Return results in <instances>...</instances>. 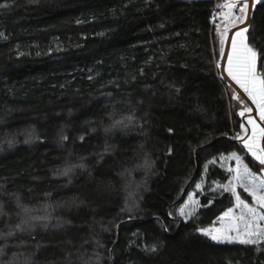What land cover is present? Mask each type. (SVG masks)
<instances>
[{
	"label": "trees",
	"instance_id": "trees-1",
	"mask_svg": "<svg viewBox=\"0 0 264 264\" xmlns=\"http://www.w3.org/2000/svg\"><path fill=\"white\" fill-rule=\"evenodd\" d=\"M0 5V264H264V240L199 231L235 203L231 153L258 168L216 67V0ZM248 25L264 76V0Z\"/></svg>",
	"mask_w": 264,
	"mask_h": 264
},
{
	"label": "snow or ice",
	"instance_id": "snow-or-ice-1",
	"mask_svg": "<svg viewBox=\"0 0 264 264\" xmlns=\"http://www.w3.org/2000/svg\"><path fill=\"white\" fill-rule=\"evenodd\" d=\"M261 2L262 0H253L252 7L254 8L256 4ZM3 6L6 5H0V7ZM222 7L229 10L239 7L240 15L236 17V19L242 24L245 23L248 16L249 0H226ZM249 27L250 25H246L232 37V50L227 56V72L256 106L259 119L264 121V76H261L257 72V50L247 43L245 33L248 32ZM220 43V54L223 56L224 39H221ZM233 98L243 103L239 96H234ZM252 111V108L245 104L239 115L244 116L245 112L250 114ZM248 123L251 125V134L247 135L248 130L242 124L241 128L247 135V138L238 133L237 139L241 140L244 148L251 154L253 159L257 161L260 166H264V127L258 125L251 115L248 117ZM230 158L235 159L237 163L235 169H230V171L235 172L233 180L236 183L233 185L230 182L229 185L225 186V190L230 191L235 197L236 207L240 209V213L238 216H233V209L229 208L221 217H218V219L224 220L225 217H229L230 221H234L235 223L230 222L229 225L223 229H200L199 231L216 242H232L233 240H238L241 244L255 245L259 241L264 240V223H262L264 222V179L258 178L251 168H249L248 164L244 163L243 158L237 155L236 152L231 153ZM260 170L264 171V167ZM237 186L243 188V190L253 198L257 206H252L241 199L240 194L236 190ZM197 187L199 188L200 185H197ZM189 201L192 205L198 204L197 201L192 199L191 195H189ZM187 207L188 204H185L180 212V214L186 216V218L187 216H191L195 211V208H193L191 212L185 213L184 209ZM240 223L243 224V238H241ZM233 231L236 232V235H229V233Z\"/></svg>",
	"mask_w": 264,
	"mask_h": 264
},
{
	"label": "rangeland",
	"instance_id": "rangeland-1",
	"mask_svg": "<svg viewBox=\"0 0 264 264\" xmlns=\"http://www.w3.org/2000/svg\"><path fill=\"white\" fill-rule=\"evenodd\" d=\"M226 2V0H216V5H215V22H214V30H215V34H216V40H217V45H218V57H217V60H216V67L219 71V75L222 76L221 72H220V68H221V62H222V57L220 52H221V39H224V44H223V50L225 51V46H226V42H227V38H228V34H229V31L231 28L241 24L239 21H237L236 17H238L240 15V11H239V7L235 8V9H227V8H224L222 7V5ZM253 2V0H252ZM250 0H249V5H250ZM250 8V6H249ZM252 4H251V14H252ZM248 15H249V9H248ZM248 17V16H247ZM250 22V21H249ZM249 24V23H248ZM244 28V27H243ZM243 28H240V29H237L235 30L232 35H231V38L229 40V44H228V49H227V54H226V58H225V63H224V70H225V73L227 74V76L237 85V87H239V89L243 92V94L246 96V98L248 99V101L250 102V104L247 103L246 99L228 82H227V85L225 87V90H226V94H227V97H228V103L230 105V109H231V112L232 113H235L237 115H239V113L243 110V107L244 105H248V107L252 108V112L248 115H245V117L243 116V120H244V127L248 130V133L247 135H250L251 134V125L248 123V117L249 115H251L255 120H256V123L258 125H260L261 127H264V121H261L259 119V116H258V113L256 111V106L252 103V101L247 97V94L244 93L243 89L235 82V80L232 79L231 76L228 75V72H227V67H228V62H227V56L228 54L231 53V40H232V37L235 36V34L240 31L241 29ZM245 36L247 37V43L250 44V42L248 41V36H247V33H245ZM238 39V38H237ZM251 45V44H250ZM252 46V45H251ZM219 65V66H218ZM257 72L263 76V70L262 68L259 66V61H258V58H257ZM223 77V76H222ZM234 96H239L241 98V100L243 101V103H241L240 101H238L237 99H234L233 97ZM240 135H243L245 136V138H247V135L243 132V130H241V133ZM36 138V135H34V133H31V132H28V134L26 135L25 137V140L24 142L25 143H33L34 142V139ZM241 142V140H240ZM12 147V141H8V143H5V146L8 145ZM242 144V147H243V151H244V154H247L251 159L252 161L257 165V169L255 170L253 167H250L249 165V168H251V170L257 175L258 178L260 179H264V171H261L260 169L264 166H260L258 164L257 161H255L253 159V157L251 156L250 153L247 152V150L244 148V145L243 143L241 142ZM0 147H4V144H2V146L0 145ZM244 160V159H243ZM244 163H246L244 161ZM247 164V163H246ZM226 167L227 168H231V169H235L237 167V163L235 162L234 166L233 167H230V165L228 164V161L226 162ZM235 176V172L233 171L232 174H231V177L229 178L228 182L226 185H229L230 182L235 185V181L233 180V177ZM225 185V186H226ZM197 188V186H196ZM239 189H241L242 191L243 188L241 187H236V190L237 192L239 193ZM244 193L246 195H248V198H245L243 197L240 193V196H241V199L245 200L247 203H249L250 205L252 206H257L255 205L254 201H253V198L247 193L244 191ZM189 195L192 196V199L194 201H197L198 202V199L197 197L194 195V191H190L186 197V199L183 201V203L179 206L178 208V213L179 215L184 218V219H188L190 216H182L180 214L181 212V209L184 208L185 204H188V207L185 208V213H188V212H191L193 208H195V211L198 209L199 207V204H196V205H192L191 202L189 201ZM235 198V197H234ZM233 209V213L232 215L233 216H238L239 213H240V209L236 207V200H235V203L234 205L231 207ZM228 210V209H227ZM227 210H225L224 212H226ZM223 212V213H224ZM223 213L219 216L221 217L223 215ZM230 222H233L235 223L234 221H230V218L229 217H225L224 220H219L218 218L215 220L214 223H212L211 225H209L208 227H205V228H202V229H212V230H215V229H223V228H226ZM264 223V222H262ZM240 232H241V238H243V224L240 223ZM229 235L231 236H235L236 235V232L233 231L231 233H229ZM209 237V236H208ZM263 241V240H261ZM216 242V241H215ZM238 242V240H233L232 242H228V241H225V242H220V243H236ZM260 242V241H259Z\"/></svg>",
	"mask_w": 264,
	"mask_h": 264
},
{
	"label": "water",
	"instance_id": "water-1",
	"mask_svg": "<svg viewBox=\"0 0 264 264\" xmlns=\"http://www.w3.org/2000/svg\"><path fill=\"white\" fill-rule=\"evenodd\" d=\"M250 3L252 4V0H250ZM251 4L249 5L250 8H249V15L248 17L246 18L245 20V23H241L233 28L230 29L229 31V34H228V38H227V42H226V46H225V51H224V55L222 57V62H221V68H220V72L223 76V78L228 81L245 99L246 101L250 104V102L248 101V99L246 98V96L243 94V92L239 89V87H237V85L227 76V74L225 73V70H224V63H225V58H226V54H227V49H228V44H229V40L231 38V35L232 33L237 30V29H240V28H243L245 27L246 25H248L250 19H251Z\"/></svg>",
	"mask_w": 264,
	"mask_h": 264
},
{
	"label": "crops",
	"instance_id": "crops-1",
	"mask_svg": "<svg viewBox=\"0 0 264 264\" xmlns=\"http://www.w3.org/2000/svg\"><path fill=\"white\" fill-rule=\"evenodd\" d=\"M248 103V102H247ZM249 104V103H248ZM249 113H247V112H245V115H248ZM245 115H244V117H245ZM238 116H240V115H238ZM241 117V119H242V124L244 125V118H243V116H240ZM241 124V125H242ZM241 130H242V128H241ZM244 132V131H243ZM238 140H240V139H238Z\"/></svg>",
	"mask_w": 264,
	"mask_h": 264
}]
</instances>
